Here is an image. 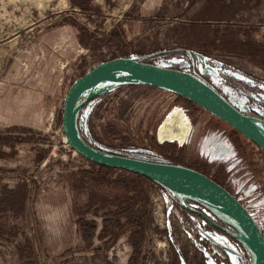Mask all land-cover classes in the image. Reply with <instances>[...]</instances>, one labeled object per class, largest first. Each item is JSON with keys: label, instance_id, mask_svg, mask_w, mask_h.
Wrapping results in <instances>:
<instances>
[{"label": "rangeland", "instance_id": "1", "mask_svg": "<svg viewBox=\"0 0 264 264\" xmlns=\"http://www.w3.org/2000/svg\"><path fill=\"white\" fill-rule=\"evenodd\" d=\"M204 5L0 0V264L253 263L245 241L189 210L166 186L114 184L124 172L100 170L62 128L73 81L120 55L191 70L264 118V0L216 3L207 25L194 22ZM77 128L103 150L207 170L264 231V151L202 106L155 85L122 84L84 104ZM20 183L28 188L21 203L7 192ZM126 193L133 194L131 208ZM186 201L242 229L216 208ZM82 216L96 223L90 240Z\"/></svg>", "mask_w": 264, "mask_h": 264}, {"label": "water", "instance_id": "2", "mask_svg": "<svg viewBox=\"0 0 264 264\" xmlns=\"http://www.w3.org/2000/svg\"><path fill=\"white\" fill-rule=\"evenodd\" d=\"M126 73L102 89L83 94L98 78ZM151 84L181 94L230 123L264 150V118L251 115L233 103L214 84L191 70L120 55L102 60L78 76L68 89L62 110V128L70 146L85 158L110 167L142 174L171 189L189 210L245 241L252 253V264H264V231L248 207L226 186L195 167L171 161L147 159L103 150L87 141L77 128L79 111L94 96L122 84ZM188 189L215 202L199 200L216 208L241 226L232 230L193 208L178 190ZM195 199V198H194ZM198 200V199H196Z\"/></svg>", "mask_w": 264, "mask_h": 264}, {"label": "trees", "instance_id": "3", "mask_svg": "<svg viewBox=\"0 0 264 264\" xmlns=\"http://www.w3.org/2000/svg\"><path fill=\"white\" fill-rule=\"evenodd\" d=\"M227 0H214L212 2H210V0H205V5L202 9V6L200 7V10L197 12V17L195 19L194 22H200L202 21L204 24L207 25V23L209 22L208 20H210L212 18V12L213 13H217V10H213V5L216 4V3H221V7L223 5V3H225ZM212 11H210V10ZM202 13H204V16L202 17ZM214 19V18H213ZM222 39V38H221ZM234 44L235 42L233 41V39L231 40ZM241 42L240 41H237V44H240ZM232 51V50H230ZM181 95V94H180ZM182 97L186 98L187 100H189L191 103L193 104H197L195 102H193L192 100L188 99L187 97L181 95ZM199 105V104H197ZM201 106V105H199ZM204 108V107H203ZM206 109V108H205ZM217 116V115H216ZM219 117V116H218ZM222 119V118H221ZM227 122V121H226ZM230 124V123H229ZM234 127V126H233ZM235 128V127H234ZM236 129V128H235ZM237 130V129H236ZM240 132V131H239ZM241 133V132H240ZM248 138V137H247ZM262 149V148H261ZM263 150V149H262ZM264 151V150H263ZM93 165H97L99 167L100 170L102 171H106V172H111L113 171L114 169H119V168H115V167H110V166H106V165H103V164H99V163H96V162H93L91 160H89ZM171 162H176V163H180L177 159H172V160H169ZM189 166H192V167H195L207 174H210L207 170H204V169H200L194 165H189ZM124 173H120L118 175L115 176V178H113V180L111 179V181H113L114 184H119L121 186H124L125 189H129V185L130 183L135 180L138 182L139 185H141L144 189V182L145 181H151L153 183H157L155 182L154 180H151L150 178H147L145 176H143L142 174H139V173H136V172H132V171H128V170H125V169H121ZM211 175V174H210ZM213 178H215L218 182L222 183V181L220 179H218L217 177L211 175ZM159 184V183H157ZM224 186H226L224 183H222ZM228 188V187H227ZM27 183H20L18 184L17 186H15L13 189H9L7 190L9 196L12 198L13 201H18L19 203L22 202L21 198L20 197H23L26 195L27 193ZM127 192H129V190H126ZM144 192V191H143ZM115 197L116 194H114ZM133 194H129V193H126L125 196H127L128 200H130V205L128 206L129 208L132 207L133 205V201H134V197L132 196ZM242 201V200H241ZM124 209V208H123ZM249 209V208H248ZM250 210V209H249ZM79 221V224L80 226L82 227L83 231H84V236L87 240H90L91 239V236L93 235V233L95 232V229H96V223L94 222V220H88L87 218H85L84 216L80 217L78 219ZM113 222V221H112ZM114 225L118 226L120 225L119 221L118 222H113ZM241 245H243V247H245L246 249V246L243 244V242H240Z\"/></svg>", "mask_w": 264, "mask_h": 264}, {"label": "bare ground", "instance_id": "4", "mask_svg": "<svg viewBox=\"0 0 264 264\" xmlns=\"http://www.w3.org/2000/svg\"><path fill=\"white\" fill-rule=\"evenodd\" d=\"M125 75V76H128L126 73H118V74H115V75H107L105 77H101V78H98L97 80H95L85 91L83 94H88V93H91V92H94L96 90H99V89H102L104 88L105 86L111 84L112 82H115L116 80H119V77L121 75ZM178 195L182 198V199H186L187 197H191V198H195V199H198V200H203V201H209V202H215L214 200H212L211 198L205 196V195H201V194H198L196 192H193L191 190H188V189H180L178 190ZM217 211V210H216ZM219 213V212H218ZM239 224V223H237ZM240 225V224H239Z\"/></svg>", "mask_w": 264, "mask_h": 264}, {"label": "built area", "instance_id": "5", "mask_svg": "<svg viewBox=\"0 0 264 264\" xmlns=\"http://www.w3.org/2000/svg\"><path fill=\"white\" fill-rule=\"evenodd\" d=\"M258 146V145H257ZM259 147V146H258Z\"/></svg>", "mask_w": 264, "mask_h": 264}]
</instances>
